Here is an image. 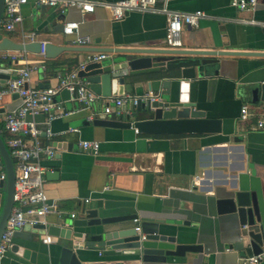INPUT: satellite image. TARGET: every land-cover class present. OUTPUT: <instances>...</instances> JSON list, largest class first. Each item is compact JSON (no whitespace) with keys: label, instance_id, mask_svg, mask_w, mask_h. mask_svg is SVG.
Here are the masks:
<instances>
[{"label":"crops","instance_id":"obj_1","mask_svg":"<svg viewBox=\"0 0 264 264\" xmlns=\"http://www.w3.org/2000/svg\"><path fill=\"white\" fill-rule=\"evenodd\" d=\"M114 1V0H98ZM168 10L201 9L215 17L202 19L198 26L182 31L181 49L243 50L264 52V0H256L252 10H238L230 0H159L157 6ZM23 31L36 32V40L54 44L77 45L76 37H89L90 51L64 50L53 58H39L36 53L5 51L0 53L12 70L25 60H42L36 64L27 82L28 87H51L59 76L78 62L84 61L100 48L124 47L163 50L167 15L161 11H132L118 21H110L101 6L91 13L69 8L60 13L53 7L28 2L22 7ZM238 18H253L259 23H246ZM78 21L77 33L63 34L60 24ZM19 40L18 32L5 35ZM109 54L107 60L113 53ZM157 55V54H156ZM206 75L189 81V99L203 109L206 116L221 121L220 133L141 134L135 128H118L93 124L95 117L111 118L100 113L99 104L50 122L52 132L40 133V141L54 147L53 158L43 157L44 190L50 203L59 212L47 213L42 222L46 227L63 224L82 215L86 208L108 203V212L116 215L136 214L163 219L172 233L184 235L183 242L199 244L201 251L186 253V264H238L241 251L234 247L239 237L237 220L230 214L218 213L216 199L230 190H254L264 204V129H254L253 119H239L244 103L263 105L252 99V91L264 82V56L215 55ZM41 64L45 69H41ZM152 72L153 89L160 90V78ZM147 79L138 80L136 91H147ZM5 83V82H4ZM4 83H0V88ZM61 92V91H60ZM66 108H77L75 98L61 97ZM129 93L136 94L135 91ZM123 95V94H122ZM55 96V97H56ZM119 96V95H113ZM260 97V90L258 95ZM17 95L0 97V133L5 142L4 116L19 105ZM42 130L46 114L29 115ZM77 128V131H69ZM96 141L97 150L84 149L81 143ZM75 217H71V213ZM134 221V220H133ZM132 222V221H131ZM133 223V222H132ZM47 230V229H46ZM32 232L31 237H13L12 245L0 264H69L60 260V246L66 240ZM29 250L27 255L24 251ZM93 259V258H92ZM88 259H81L82 263ZM259 264H264L261 261Z\"/></svg>","mask_w":264,"mask_h":264},{"label":"water","instance_id":"obj_2","mask_svg":"<svg viewBox=\"0 0 264 264\" xmlns=\"http://www.w3.org/2000/svg\"><path fill=\"white\" fill-rule=\"evenodd\" d=\"M4 0H0V19ZM63 23L60 24L62 32ZM38 40L18 42L0 35V53L5 51H39ZM99 51L113 53L107 60L88 61L78 71V76L89 84V89L103 96L122 95L135 91L142 96L149 93L146 100L140 98L131 107L130 114L118 118L95 117L93 124L118 128H135L141 134H189L220 133L221 121L206 116L203 109L197 108L189 99V81L206 75L209 65L216 59L215 55H259L264 52L243 50H202L167 48L163 50L145 48L106 47ZM64 50L90 51L88 47L44 44L45 58H53ZM157 54V55H156ZM8 65L11 63L8 60ZM0 55V83L11 77L12 70L6 66ZM171 71L173 74L160 78L161 89H153L152 72ZM147 79L145 91H136L138 80ZM260 90V97L257 96ZM17 95V94H15ZM61 97L75 98L62 89ZM252 99L264 101V82L252 91ZM55 100H59L58 96ZM129 108L123 104L120 109ZM2 108L0 112H2ZM0 164L5 178L0 179V237L4 231L7 217L13 205L15 172L13 160L5 140L0 133ZM218 213L232 215L239 226V237L234 247L241 251L242 257L252 256L264 249V204L256 191L237 189L230 190L225 196L216 199ZM109 204L86 208L82 215L68 219L63 224L43 223L26 224L22 230L15 231L14 237L30 239L32 232L58 236L66 241L60 246V260L63 263L81 264V259H88L84 264H186L181 258L186 253L201 251L199 244L183 242L184 235L172 233L163 219L157 217L137 218L136 214L113 215L108 212ZM133 223H132V222ZM138 226V230L136 229ZM47 229V230H46ZM12 249L21 251L18 245ZM29 251V250H28ZM24 251V255L28 254ZM93 258V259H92Z\"/></svg>","mask_w":264,"mask_h":264},{"label":"built area","instance_id":"obj_3","mask_svg":"<svg viewBox=\"0 0 264 264\" xmlns=\"http://www.w3.org/2000/svg\"><path fill=\"white\" fill-rule=\"evenodd\" d=\"M159 0H4V8L0 19V35H8L18 32V42H29L36 40V32L23 31L22 7L28 2L36 6L53 7L60 13H65L69 8H77L83 14L94 11L95 6H101L110 21L123 19L127 13L132 11H161L168 17L166 26L165 43L167 48L182 47V31L186 26L196 27L202 19L218 18L208 14L204 10L193 11L168 10L164 5L157 6ZM256 0H230V6L238 10H252ZM222 19V18H218ZM246 23H259L253 18H238ZM63 23V34L77 33L79 23L75 20H66ZM40 48L37 52L39 58H45V41L38 40ZM74 42L77 45L87 46L90 43L89 37H76ZM109 56L106 52L89 54L84 61L78 62L71 69L64 71L59 76V82L51 87H28L27 82L30 72L37 68V63L42 60H25L23 65L15 69L12 77L7 79L0 88V97L5 93L17 94L20 103L16 109L8 112L4 118V129L7 133L6 146L13 160L15 181L13 192V205L6 220L4 231L0 237V263L5 253L13 243L15 231L22 230L24 225H34L42 222L47 213L59 212L55 203H50L44 190V174L46 168L42 165L43 157L53 158L54 147L40 141V133L47 136L56 134L50 128V122L55 118L71 115L77 111L91 108L92 105L101 106L100 113L118 118L122 114H130L131 107L135 106L140 98L145 101L149 93L138 96L132 93H124L119 96H103L89 89L88 82L78 76V71L88 61H98ZM36 61L37 63L33 62ZM41 69L45 66L41 64ZM67 89L70 93L75 90V99L78 102L77 108H66L55 96L62 90ZM127 104L129 108L121 110L120 107ZM39 112L46 114L45 128L42 130L37 124L28 118ZM239 119L248 121L253 119L254 129H264V104L244 103L240 107ZM137 132V129H134ZM69 131H77L71 128ZM84 149H98V142L84 141L81 143ZM5 178V173L0 164V179ZM75 217V213H71ZM134 218L133 220H137ZM138 230V226H136ZM44 243L52 242V236L45 235L42 238ZM264 261V249L252 256H245L239 259L238 264H259Z\"/></svg>","mask_w":264,"mask_h":264},{"label":"trees","instance_id":"obj_4","mask_svg":"<svg viewBox=\"0 0 264 264\" xmlns=\"http://www.w3.org/2000/svg\"><path fill=\"white\" fill-rule=\"evenodd\" d=\"M165 71H157L155 74L158 75V76H163Z\"/></svg>","mask_w":264,"mask_h":264}]
</instances>
